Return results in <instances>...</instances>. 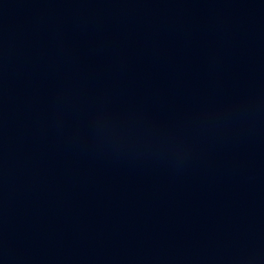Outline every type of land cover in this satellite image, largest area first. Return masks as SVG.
<instances>
[{
    "label": "water",
    "instance_id": "water-1",
    "mask_svg": "<svg viewBox=\"0 0 264 264\" xmlns=\"http://www.w3.org/2000/svg\"><path fill=\"white\" fill-rule=\"evenodd\" d=\"M0 264H264V0H0Z\"/></svg>",
    "mask_w": 264,
    "mask_h": 264
}]
</instances>
